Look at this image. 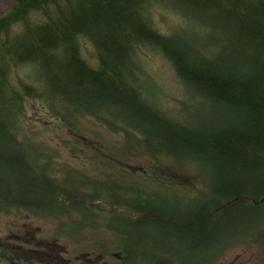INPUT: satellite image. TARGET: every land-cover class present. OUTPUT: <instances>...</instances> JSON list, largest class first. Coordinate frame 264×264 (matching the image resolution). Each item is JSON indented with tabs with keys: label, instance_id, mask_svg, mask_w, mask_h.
I'll return each instance as SVG.
<instances>
[{
	"label": "trees",
	"instance_id": "obj_1",
	"mask_svg": "<svg viewBox=\"0 0 264 264\" xmlns=\"http://www.w3.org/2000/svg\"><path fill=\"white\" fill-rule=\"evenodd\" d=\"M9 1L13 6L0 17V208L60 209L62 216L75 211L83 220L74 227L81 230L101 221L93 209L110 207L106 227L117 234L126 224L196 229L231 208L264 211V0ZM86 45L96 53L95 66L85 58ZM149 53L173 68L192 102L186 114L196 127L168 121L151 105L139 75L142 55ZM213 108L233 120L203 136V113ZM39 116L50 118L46 128L60 122L76 135L81 119L93 118L123 135V158L141 152L180 165L139 170L143 190L91 182L100 188L87 193L77 179L53 182L35 157L41 154L38 144L26 140L27 120L41 121ZM183 168L197 174L205 169L215 183L205 199L200 188L196 193L211 205L204 222L201 215L186 219L149 209L161 200L156 184L187 186L189 179L177 171ZM188 186L197 189L192 181ZM120 249L132 254L125 264H135L139 251ZM44 252L45 264H73L65 252ZM165 259L144 262L166 264ZM80 260L106 264L99 256Z\"/></svg>",
	"mask_w": 264,
	"mask_h": 264
},
{
	"label": "rangeland",
	"instance_id": "obj_2",
	"mask_svg": "<svg viewBox=\"0 0 264 264\" xmlns=\"http://www.w3.org/2000/svg\"><path fill=\"white\" fill-rule=\"evenodd\" d=\"M12 6L11 1L0 0V17ZM84 55L92 66L96 65L97 56L91 46L86 45ZM139 72L147 98L151 105L157 107L155 109L158 112L164 114L162 115L166 120L171 119L187 127L198 125L192 123L193 119L186 114L192 102L188 101L189 95L185 94L184 86L166 60L155 54H143ZM203 115L202 125L206 126L205 129L199 127L200 130L204 129L203 136L228 125L229 119L233 120L226 115L222 116L221 113L217 116L214 108L212 112L206 113L205 110ZM30 117L35 118L33 115ZM38 118L41 121H36L37 118L30 122L27 120L26 124L31 129L25 132L26 140L38 144L41 154L35 153V157L41 162L42 174L53 182L76 183L77 179L84 183L79 187L87 193L93 192L94 188H100L99 184L93 186L91 182L128 184L134 191L143 190L145 187L141 183L145 180L141 175H137L139 170L159 172L163 167L177 168L180 165H174L167 159L155 161L141 152L130 153L129 157L123 158L126 154L123 135L110 131L90 117L79 122V135L60 122L48 129L44 123L49 125L50 118ZM21 138L24 139V136ZM28 146L33 153L38 149L31 144ZM40 151L37 150L38 153ZM177 171L189 179V184L192 181L197 188L195 193L189 190L191 187L188 183H185L187 186L176 185L174 189H166L169 185L167 182L156 184L159 187L153 186V189L158 191L161 200L157 203L150 202L149 209H162L172 215L179 213L186 219L197 220L201 215L200 220L204 222L203 214L207 217L211 205L206 207L196 193L200 188L201 196L205 199L204 194L208 189L215 187V183L202 168L200 174L192 173L189 168ZM109 175L115 177L108 179ZM26 179L28 186L30 178ZM34 183L37 196L42 195L40 184L37 181ZM33 196L36 195L31 197ZM107 209L110 210V207ZM107 209H93V212L101 217V221L98 220L80 230L79 224L74 227V223H79L83 218L75 211L66 212L62 216L60 209L46 212L40 209L1 207L0 240L15 243L18 241L16 237H21L36 249L38 243L44 241V249L48 250L50 255L57 250L58 254L65 252L66 259L73 264H80L82 256H99L106 264H125V258H131L132 254L131 257L128 256L120 247L131 253L139 251V255L136 254L134 258L135 264H145L144 261L148 259L155 262L159 257H165L166 264H264V211L254 213L249 212L247 208H231L226 215L222 214L221 218L215 216L212 220L208 219L206 228L200 226L201 228L196 229H191L190 226L165 227L155 222L140 223L136 228L126 224L121 228L120 234H117L106 227L110 219V211ZM151 251L154 254L150 258Z\"/></svg>",
	"mask_w": 264,
	"mask_h": 264
},
{
	"label": "flooded vegetation",
	"instance_id": "obj_3",
	"mask_svg": "<svg viewBox=\"0 0 264 264\" xmlns=\"http://www.w3.org/2000/svg\"><path fill=\"white\" fill-rule=\"evenodd\" d=\"M16 239L15 243L0 240V264H45L44 241L39 242L36 249L23 238Z\"/></svg>",
	"mask_w": 264,
	"mask_h": 264
}]
</instances>
